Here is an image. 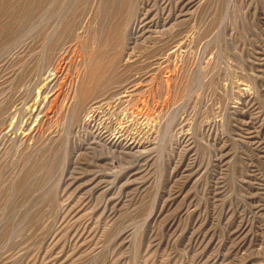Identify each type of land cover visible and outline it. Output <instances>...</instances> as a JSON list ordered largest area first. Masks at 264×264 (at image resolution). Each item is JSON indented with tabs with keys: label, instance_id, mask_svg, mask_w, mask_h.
<instances>
[{
	"label": "rangeland",
	"instance_id": "obj_1",
	"mask_svg": "<svg viewBox=\"0 0 264 264\" xmlns=\"http://www.w3.org/2000/svg\"><path fill=\"white\" fill-rule=\"evenodd\" d=\"M141 1L76 121L46 111L87 75L88 16L59 77L6 79L24 43L0 46V264H264V0ZM103 98L118 138L83 125Z\"/></svg>",
	"mask_w": 264,
	"mask_h": 264
},
{
	"label": "bare ground",
	"instance_id": "obj_2",
	"mask_svg": "<svg viewBox=\"0 0 264 264\" xmlns=\"http://www.w3.org/2000/svg\"><path fill=\"white\" fill-rule=\"evenodd\" d=\"M76 2L77 0H0V46H3V47L4 46L6 47V45L7 47L10 46L9 50L12 51V50L20 49L24 43V46L22 47L24 50L22 51L21 49L20 55L18 54L19 52L17 53L19 57L18 56L15 57L16 59L14 58L13 61H11L12 59L10 60L11 66H7V67L3 66L5 63L2 65L4 68L6 67L7 69V73H6L7 75H5L6 79L7 77L8 78L12 77L10 79H13V76L19 79V78H23L24 75L27 76L29 74H32V72L33 74H36V72L38 71L45 73L49 70L50 71L52 70V72L54 71V73L52 74L53 75L55 74L57 75V77H59L60 70H61L59 64H61V62L64 59V57L61 55L62 51L67 47V44H71L73 42H77V44L79 42L81 45L82 43L81 34H79L81 30L79 32L78 30L80 26L82 27L83 25V24L81 25V23H83V20H84L83 14L86 15L84 18L88 16L86 18V19L89 18L88 22H90L89 23L90 32H89L88 37L90 35L91 37L89 38L87 37V38L88 40L90 38L92 39V41L95 43V47L93 46L94 43L92 42L93 43V45H91V47H93L92 51H90L89 49L88 50L90 51V53L88 52V50L86 51L89 54V56L87 57L88 60H86L87 69H88V71L86 70L87 75L85 79L82 80L83 82L82 84H80L81 85L80 89L78 91L75 89L76 90L75 92H77L75 95L72 93L71 88L68 89L69 91L66 94L60 92L61 90L59 92L56 91L54 94L55 95L54 98L51 101H49L51 104L49 105L51 107H48L47 111L45 110L47 114L48 111L51 110L52 108L63 109L62 107L68 106V108L70 107L71 121H76L79 118L82 109L84 110V108L86 107L91 97L94 96L95 97L94 99H96L97 97H100V95L106 92V90L107 91L108 89L110 90V87H112L113 84L116 82L115 81L117 77L116 74L118 72L120 63L122 61V56H123V51L121 50L127 44L129 26L131 25L130 23L132 22L133 19L135 20L134 17L137 14H139L138 10L141 8V3L144 1H141V0H83L81 2L78 1L80 4L77 2L79 5ZM144 14H147V13L145 12ZM37 18L40 19V22H38L39 20L36 22ZM26 38L31 39L30 41L28 39L29 43L25 41ZM82 40L84 41V39ZM90 43L91 41L89 42V45ZM82 46L84 45L82 44ZM85 46L87 47V44H85ZM71 58H74V57H71ZM83 59H85V56ZM86 62H84L85 64L84 66H86ZM14 64L17 66V67L15 66L17 70L14 69L13 67ZM0 71L2 72L1 69ZM119 73L120 72H118V75ZM14 85H15V81H14ZM20 85H24V84H20ZM57 87L60 88L59 86ZM62 87H63V84L61 83V88ZM52 90L54 91L53 88ZM39 91L41 90L39 89ZM45 92H43V95ZM37 97H39V95ZM105 99L106 98L99 99L95 103V105L97 104L96 107L92 106L89 112L87 111V114L84 116L85 117L84 124H83L84 127H86L87 129L88 127H91L94 133L99 128L97 126V123H98L97 117L99 113H102L103 111H105L106 108L107 109L111 108L113 103H115L111 101L109 98L108 100L110 101H107V99L106 100ZM33 102H35L34 105L36 104V108H37V105H40V103L36 100H34ZM33 108H35V106ZM40 108H41V105H40ZM65 114H67V111ZM68 115L69 114H67V117ZM95 134L100 139L101 137L106 138L108 135L110 136V138H113V137L118 138L116 136V132L115 133L111 132L110 134H106V132H102V130H99V132ZM39 163L40 161L38 162L37 165L40 166L41 168L42 162H41V165ZM43 166L45 167V163ZM37 167H33V168H37ZM51 169L47 168L48 171ZM28 173L30 172L27 171L26 174L28 175ZM24 177H26V175ZM26 178H23V180L20 183L22 184V187L26 183L25 181L28 179ZM26 189H28V187Z\"/></svg>",
	"mask_w": 264,
	"mask_h": 264
}]
</instances>
